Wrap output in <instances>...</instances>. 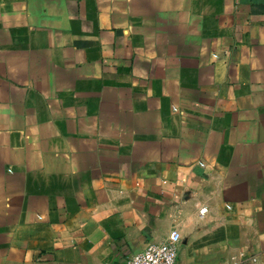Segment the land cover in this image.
<instances>
[{"label":"crops","instance_id":"1","mask_svg":"<svg viewBox=\"0 0 264 264\" xmlns=\"http://www.w3.org/2000/svg\"><path fill=\"white\" fill-rule=\"evenodd\" d=\"M172 230L175 264H264V0H0V264Z\"/></svg>","mask_w":264,"mask_h":264},{"label":"built area","instance_id":"2","mask_svg":"<svg viewBox=\"0 0 264 264\" xmlns=\"http://www.w3.org/2000/svg\"><path fill=\"white\" fill-rule=\"evenodd\" d=\"M205 211L206 208L201 207L199 215L202 216ZM179 240V233L172 230L166 241L147 244L143 250L128 257L124 264H175Z\"/></svg>","mask_w":264,"mask_h":264}]
</instances>
